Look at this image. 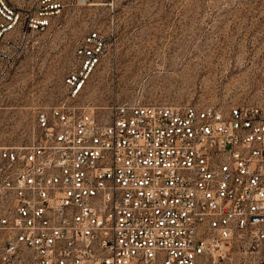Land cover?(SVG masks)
Masks as SVG:
<instances>
[{
    "label": "built area",
    "instance_id": "2783aa9c",
    "mask_svg": "<svg viewBox=\"0 0 264 264\" xmlns=\"http://www.w3.org/2000/svg\"><path fill=\"white\" fill-rule=\"evenodd\" d=\"M65 0H0V83ZM114 34L88 33L66 101L0 142V264H264V103L77 104Z\"/></svg>",
    "mask_w": 264,
    "mask_h": 264
},
{
    "label": "rangeland",
    "instance_id": "374dc122",
    "mask_svg": "<svg viewBox=\"0 0 264 264\" xmlns=\"http://www.w3.org/2000/svg\"><path fill=\"white\" fill-rule=\"evenodd\" d=\"M94 31L115 40L76 103L100 114L113 102L264 103V0H65L0 83L1 143L28 145L37 111L66 101L75 50Z\"/></svg>",
    "mask_w": 264,
    "mask_h": 264
}]
</instances>
